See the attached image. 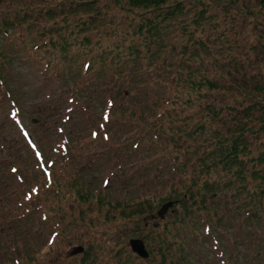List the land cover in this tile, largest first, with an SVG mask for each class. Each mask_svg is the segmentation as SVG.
<instances>
[{
    "label": "rangeland",
    "instance_id": "374dc122",
    "mask_svg": "<svg viewBox=\"0 0 264 264\" xmlns=\"http://www.w3.org/2000/svg\"><path fill=\"white\" fill-rule=\"evenodd\" d=\"M63 1L27 0L26 4L34 10L37 8L38 13V7H57L63 5ZM205 1L215 3L220 0ZM242 1L250 2V8L257 6L252 0ZM6 2L18 5V0H4L0 10L9 8ZM185 4L190 8L189 3ZM100 8L109 14L103 33L98 34L102 43L127 45L133 38L128 28L132 14L120 10L110 0H103ZM209 17L214 26L205 32L198 30L196 35L212 37L210 55L207 56L211 63L220 58L218 51L223 46V37L238 62L242 59L247 67L264 62L261 60L264 50L257 52L259 59L249 48H253L252 41H256L249 18L246 19L248 26L241 30L239 26L243 19L234 10L224 13L217 9ZM45 21L41 19L40 22L44 24ZM190 23V19L180 18L168 25L166 36L170 47L155 60V65L141 61L135 63L134 68L126 69L123 76L110 71L112 76L101 79L118 81L122 92L132 81L145 80L139 87H143L147 95L136 99L137 102L136 96L123 100L121 92L118 95L119 91L112 85L100 90L95 86V100L82 101L71 89L60 90L65 87L62 71L64 68V72H69V63L62 65L60 60L44 51L38 57H34L33 52L22 51L21 59L12 70L19 80H23L22 84L40 86L45 81L40 74L45 72L51 82L44 91L22 98L25 133L32 137V144L13 124H0V205L5 203L0 218L2 224L6 223V229H10L9 232L4 230L5 235L12 236L7 238L0 234V264H28L24 252L30 248L35 256L32 264H163L164 257L167 264H264V205L259 218L250 217L244 211L248 201L246 194L237 195L228 188L227 193L215 197L217 215H196L178 224L175 216L169 213L165 219L150 221L146 227L149 218L122 219L112 210L98 213L96 199L89 204L80 202L73 191L76 181L108 200L141 199L150 194L145 192L143 179L160 174L155 166L171 168L166 177L178 168L175 165V158L179 156V147H175L178 140L166 144L164 137L172 129L168 122L184 109L183 99L189 91L187 87L177 89L180 66L168 68L163 62L178 64L180 57L171 47L176 46L181 51L179 45L186 42L181 28ZM236 29L240 32L235 33ZM110 32L119 36H105ZM141 64L144 67L137 71ZM96 82L98 80L93 79V83ZM105 89L110 92L101 96ZM113 95L115 98L110 99ZM106 96L110 98L105 102ZM72 99L75 102L71 103ZM85 104L89 108L88 114L84 113ZM2 109L1 122L9 108ZM92 129L98 131L97 136ZM196 149L197 146H191L190 153L194 154ZM38 150L43 152L39 159L34 152ZM47 162L53 163L51 170ZM185 163L188 158L181 156L180 164ZM202 220L213 223L217 240L205 236ZM195 227L199 228L194 230ZM50 234L53 235L49 238ZM171 235L175 236V245L170 241ZM133 238L145 241L150 259H141L132 252L129 242ZM160 239L163 240L161 244L158 243ZM79 246L89 251L85 262L81 255L71 257Z\"/></svg>",
    "mask_w": 264,
    "mask_h": 264
},
{
    "label": "trees",
    "instance_id": "16d2710c",
    "mask_svg": "<svg viewBox=\"0 0 264 264\" xmlns=\"http://www.w3.org/2000/svg\"><path fill=\"white\" fill-rule=\"evenodd\" d=\"M26 1L18 0V5L6 2L9 8L0 10V109L5 106L9 108L6 118L0 124H13L22 137L26 134L22 98L44 91L51 82L50 76L45 72L40 74L45 79L40 86H31L26 82V86L22 84L23 80H19L12 70L21 59L23 50L33 52L34 57L44 51L46 55L60 60L62 65L69 63V72H64L63 68L65 87H60V90L65 92V89H71L74 94H79L82 101L95 100V86L100 90L108 85L119 91L118 95L121 92L123 100L136 96V101L147 95L146 90L139 87L145 80L132 81L122 92L118 81L105 82L101 79L112 76L110 71L116 76H123L126 69L134 68L135 63L141 61L146 60V64L155 65V60L170 47L166 36L168 25L180 18L191 20L188 26L183 25L181 28L186 38V42L179 45L181 51L176 46L171 47L173 53L180 57L178 64L163 62L168 68L180 66L177 89L187 87L189 91L186 99H183L184 109L168 122L172 129L164 137L166 144L176 143L178 140L175 145L179 147V156L175 158L178 168L166 177L171 168L155 166L160 174L143 179L146 183L145 192L150 193L149 196L136 200H108V197L95 195L74 181L73 191L80 202L89 204L96 199L98 213L101 210H112L118 212L122 219L149 218L146 227L150 221L154 223L163 220L169 213L175 216L178 224H182L196 215H217L218 204L215 197L227 193L225 190L229 188L236 191L237 195L246 194L248 201L244 211L252 218H259L264 205V62L260 61L250 67L242 59L238 62L232 50L227 48L226 37H223V46L218 51L220 58L211 63L207 56L210 55L212 37L204 38L196 34L198 30L205 32L207 28L214 26L209 16L214 15L217 9L224 13L234 10L243 19L239 26L241 30L251 22L256 41H252L253 48L248 47L256 53L262 52L264 19L257 17L264 18V0H252L257 6L251 8L250 2L242 0H220L215 3H207L205 0H110L120 10L133 16L128 23L133 38L127 45L115 46L104 45L102 38L98 37L109 19V14L100 8L103 0H64L61 6L48 9L38 7V13L37 8L34 10L33 7H28ZM185 2L190 4V8ZM41 19L46 20L44 24L40 22ZM239 32V29L235 30V33ZM105 36L110 38L119 34L110 32ZM227 52L229 55H226ZM257 56L259 58L258 53ZM261 60L264 61V58ZM140 66L137 71L144 67L142 64ZM82 77V80H77ZM93 79L98 82L93 83ZM108 92L110 91L105 89L101 96ZM108 96L105 102L110 98ZM114 98L113 95L110 99ZM71 101L75 102L74 99ZM84 108V113L88 114L87 104ZM104 114L103 107L102 116ZM92 131L96 133L94 136L98 135V131ZM193 145L197 146L194 154L190 153ZM152 146L156 148L154 144ZM34 152L38 159L43 155L42 150ZM181 156L187 157L188 163L180 164ZM52 164L47 162L49 170L52 169ZM4 204L0 205V213L4 212ZM167 205L171 207L161 217L159 213ZM4 223L0 218L1 235H5L4 230L10 231ZM201 224L205 236L217 240L213 223L202 220ZM198 228L195 227L194 230ZM5 237L12 236L6 234ZM1 240L3 241L2 238ZM140 240L145 243L143 239ZM170 241L175 245L174 235H171ZM158 243H163V240L160 239ZM130 248L132 250L131 244ZM179 249L184 251L181 246ZM24 253L27 263L32 264L35 258L32 249H27ZM148 253V258L134 254L146 260L151 257L149 251ZM163 264H167L165 257Z\"/></svg>",
    "mask_w": 264,
    "mask_h": 264
},
{
    "label": "water",
    "instance_id": "95a60500",
    "mask_svg": "<svg viewBox=\"0 0 264 264\" xmlns=\"http://www.w3.org/2000/svg\"><path fill=\"white\" fill-rule=\"evenodd\" d=\"M169 207H171V205H167L163 208L164 211L159 213L161 215V217L165 216V213L168 211ZM130 244H131V247H132V250L134 253H136L137 255H139L142 258H148L149 257V253L146 249L145 243L142 240L133 239L130 241ZM83 251H84V248L79 247V248H76V251L74 254H78V253H81Z\"/></svg>",
    "mask_w": 264,
    "mask_h": 264
},
{
    "label": "flooded vegetation",
    "instance_id": "af4514ba",
    "mask_svg": "<svg viewBox=\"0 0 264 264\" xmlns=\"http://www.w3.org/2000/svg\"><path fill=\"white\" fill-rule=\"evenodd\" d=\"M74 253H75V250H74ZM72 253L71 254V257L74 258L75 256H78V255H81L83 257V261L85 262L89 256V251L87 248H85V251L83 253H79V254H74Z\"/></svg>",
    "mask_w": 264,
    "mask_h": 264
}]
</instances>
